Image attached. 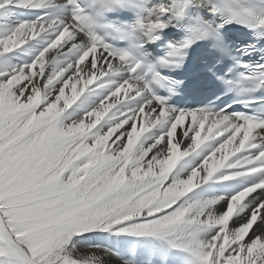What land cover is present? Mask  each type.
<instances>
[{
	"label": "snow or ice",
	"instance_id": "snow-or-ice-1",
	"mask_svg": "<svg viewBox=\"0 0 264 264\" xmlns=\"http://www.w3.org/2000/svg\"><path fill=\"white\" fill-rule=\"evenodd\" d=\"M0 264H264V0H0Z\"/></svg>",
	"mask_w": 264,
	"mask_h": 264
},
{
	"label": "bare ground",
	"instance_id": "bare-ground-1",
	"mask_svg": "<svg viewBox=\"0 0 264 264\" xmlns=\"http://www.w3.org/2000/svg\"><path fill=\"white\" fill-rule=\"evenodd\" d=\"M94 85H90V87H93ZM121 96H122V98H123V94H121ZM141 123H142V121H141ZM140 125L138 124V127H139Z\"/></svg>",
	"mask_w": 264,
	"mask_h": 264
}]
</instances>
